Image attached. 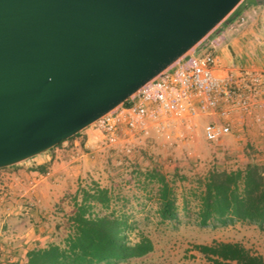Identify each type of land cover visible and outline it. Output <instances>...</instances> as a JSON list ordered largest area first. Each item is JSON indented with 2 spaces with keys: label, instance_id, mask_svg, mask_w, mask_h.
<instances>
[{
  "label": "water",
  "instance_id": "95a60500",
  "mask_svg": "<svg viewBox=\"0 0 264 264\" xmlns=\"http://www.w3.org/2000/svg\"><path fill=\"white\" fill-rule=\"evenodd\" d=\"M242 0H0V169L121 105Z\"/></svg>",
  "mask_w": 264,
  "mask_h": 264
},
{
  "label": "rangeland",
  "instance_id": "374dc122",
  "mask_svg": "<svg viewBox=\"0 0 264 264\" xmlns=\"http://www.w3.org/2000/svg\"><path fill=\"white\" fill-rule=\"evenodd\" d=\"M254 14L242 15L244 24L226 33L220 42L221 31L229 24L228 15L201 41L215 39V52L225 67L250 62L264 64V23L258 26L259 16ZM245 30L246 35L238 38ZM235 39L239 49H243L240 55L232 50ZM252 45L256 50L249 56L247 49L252 50ZM222 48L227 49L228 59ZM205 121H198L194 134L187 140H140L130 154L107 147L100 133L89 126L44 153L0 169V264H27L30 250L63 245L71 231L68 220L80 201L77 191L92 182L113 192L117 197L114 210L126 211L136 222L138 232L149 237L154 246L143 257L117 264H207L191 246L214 241L237 242L264 257V232L245 223L201 227L194 198L211 171L234 170L264 161V126L248 117L243 119L242 130L219 143H209L202 130ZM151 163L161 166L172 181L178 222H161L155 212L156 187L149 185L144 189L138 185L136 172H143ZM96 211L101 217L111 214V209ZM135 234L133 240L137 239Z\"/></svg>",
  "mask_w": 264,
  "mask_h": 264
},
{
  "label": "trees",
  "instance_id": "16d2710c",
  "mask_svg": "<svg viewBox=\"0 0 264 264\" xmlns=\"http://www.w3.org/2000/svg\"><path fill=\"white\" fill-rule=\"evenodd\" d=\"M247 6L242 0L228 16V22L236 19ZM246 33L245 30L239 37H244ZM254 65L264 67V64ZM136 174L139 177L138 185L142 188L149 185L156 187L155 212L159 220L178 222L177 196L172 181L161 166L151 163L143 172ZM76 195H80V201L68 220L71 231L63 245L51 244L30 250L27 264H117L153 251L151 239L138 232L131 216L126 211L114 210L117 197L111 190L92 182L78 190ZM194 195L198 202L196 219L199 226L227 227L245 223L255 225L264 232V161L249 163L234 170L211 171L203 188ZM120 201L126 204V200L121 198ZM183 201L186 203L185 198ZM98 208L111 209V214L101 217L96 211ZM134 233L137 237L135 240L131 238ZM191 250L203 257L207 264H264L263 256L237 242L195 244Z\"/></svg>",
  "mask_w": 264,
  "mask_h": 264
},
{
  "label": "built area",
  "instance_id": "2783aa9c",
  "mask_svg": "<svg viewBox=\"0 0 264 264\" xmlns=\"http://www.w3.org/2000/svg\"><path fill=\"white\" fill-rule=\"evenodd\" d=\"M242 15L228 22L220 42L244 24ZM217 46L211 41L197 53L190 50L90 126L107 147L123 154L132 153L140 140H187L199 120H206L202 130L209 143L239 132L248 117L264 126V67L227 68Z\"/></svg>",
  "mask_w": 264,
  "mask_h": 264
},
{
  "label": "crops",
  "instance_id": "0c3cea01",
  "mask_svg": "<svg viewBox=\"0 0 264 264\" xmlns=\"http://www.w3.org/2000/svg\"><path fill=\"white\" fill-rule=\"evenodd\" d=\"M257 1L258 0H251V1L248 2V0H245L246 4L248 6H247V8L241 14H243V15L244 14L247 15V14H251V13L258 14L259 17L257 18V20H259V21L256 24L259 26V24H263L264 23V0H260L261 3H257ZM255 14H254V16H255ZM238 38H240V37H238ZM212 41H215V39H213ZM210 42H211L210 39L209 40H206L205 42H200L197 46H195L193 48V51H195L197 53V51H199L201 48H203L204 45L210 44ZM238 43L239 42H237V39H235L232 42V45L234 46V48L232 47V50L235 52L236 55H240L239 53H241L242 50H243V49L242 50L239 49ZM252 47H253L252 50H249V48L247 49L249 53H252L251 55H253V52H255V50H256L255 49V46L252 45ZM225 49L222 48V50L226 53V55H225L226 57L225 58L228 59V52H227V49L226 50ZM218 58L221 61V58L219 56H218ZM254 136L257 137V138H259V135L258 134H254Z\"/></svg>",
  "mask_w": 264,
  "mask_h": 264
}]
</instances>
